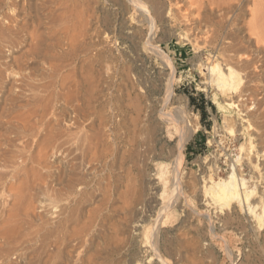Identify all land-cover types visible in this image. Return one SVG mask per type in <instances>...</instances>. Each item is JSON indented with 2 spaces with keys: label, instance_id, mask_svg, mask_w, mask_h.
Wrapping results in <instances>:
<instances>
[{
  "label": "bare ground",
  "instance_id": "obj_1",
  "mask_svg": "<svg viewBox=\"0 0 264 264\" xmlns=\"http://www.w3.org/2000/svg\"><path fill=\"white\" fill-rule=\"evenodd\" d=\"M3 1L0 0V5ZM19 2L5 0L6 11L0 7V41L14 49L23 43L20 36L28 27V21L23 23L24 26L17 24L18 13L15 12L21 8ZM98 2L97 10L92 5ZM66 3L72 8L81 7L77 14H86L88 21L94 19L95 31L100 29L106 41L120 40L122 45L129 42L135 46L139 43L138 57L147 50L160 58L167 70L166 82L162 83L163 104L112 106L106 114L107 106H81L77 97L72 100L68 95L71 81L66 83L67 73H62L71 64L66 63L71 59L68 58L71 52L68 54L67 51L70 49L64 48L67 45L58 40L61 32L55 39L50 35L53 30H40L45 26L43 18L49 19L47 7L42 18L39 3L24 0L21 10L34 6V27L25 33L28 38L26 48L21 51L20 47L21 53L15 57L6 54L4 63L8 71L5 73L16 77L15 86L9 83L15 90L11 89L10 93L9 88L6 89L9 91L4 101L7 105L0 107V129L3 130L0 131V264L15 249L14 244L23 243V237L34 239L36 264H69V253L91 238L102 240L104 250H101L106 256L93 258L90 263L88 258L89 264H120L124 256L134 255L132 250L142 232L145 239L152 237L147 242L151 243L157 264H169L160 254L164 245L161 246L154 237L160 233L162 218L168 216L167 210L174 204L164 203L167 194L170 200L179 196L185 203L183 206L190 203L187 202L188 193H184L182 178L184 146L190 125L183 110L181 114L179 109L170 106L177 78L176 66L154 44L153 33L159 24H169L180 17L186 22L181 38L191 43L197 54L208 52L205 59L195 63L196 70L204 77L203 84L214 89L226 112L241 114L239 118L224 113L225 130L236 140L240 135L244 139L238 146L237 165L233 164L224 177L210 176L209 184L206 182L200 188L206 199L220 211L246 208L251 219L263 229L264 0H67ZM59 4L62 6L63 3ZM176 12L180 14L179 18H176ZM143 21L150 29L149 34L142 30ZM50 24L57 26V23ZM74 44L71 41L72 47ZM113 72L119 73L116 68ZM2 75L0 72V79L5 76L1 78ZM75 88L78 87L75 85ZM53 101H62L68 106L60 113V109L52 106ZM47 115L53 119L48 121ZM241 154L247 157L253 170L263 175L260 188L242 174ZM187 185L190 186V182ZM47 202L52 204L50 211H46V205L50 204ZM177 202L181 203L180 200ZM227 217L233 219L230 213ZM150 218L155 222L153 227L147 226ZM30 234L34 238H30ZM180 242L181 238L172 242L174 250L177 251ZM22 250L20 253L24 254ZM136 257L134 264H139L141 259ZM8 263L9 259L4 262Z\"/></svg>",
  "mask_w": 264,
  "mask_h": 264
},
{
  "label": "rangeland",
  "instance_id": "obj_2",
  "mask_svg": "<svg viewBox=\"0 0 264 264\" xmlns=\"http://www.w3.org/2000/svg\"><path fill=\"white\" fill-rule=\"evenodd\" d=\"M18 1H20L19 4L22 8V5L24 4V0H18ZM32 1L33 4L34 2L35 3L37 2V4L39 3L38 5L41 6L39 8L42 11L40 10L39 14L41 13L40 16H42V18L45 16L46 13H47L46 17H48L49 15L48 20L47 18L46 19L43 18V22H45V26L44 28H40V30L41 31L43 30L44 32L46 30L49 32L53 30L54 34L53 31H51L50 35L51 34H52L51 36L54 35L55 37L54 36L53 37L55 39L59 37L58 40L61 39L60 41L62 42L61 44L64 43L63 44L64 46L67 45L64 48L67 49L68 47L70 49V50L67 49V51H69L68 54L71 52L70 54L72 56H70L69 54L70 57L68 56V58L71 59L70 61L68 60L66 63L69 64L71 63V64L68 65L69 69L68 67L63 69L62 73L63 74L67 73V77L65 78L66 83L68 81H71V83L70 82L68 83L70 84V86H68L69 87L68 95L71 97L72 100L73 98L77 97L79 100V104L81 103L80 104L81 106H107V108L105 109L106 112L104 111L106 114L110 113L111 111L110 109H112L111 108L112 106H114L115 108V106L118 105L119 106H157V104L159 103L163 104L165 91L162 83L166 82L167 70L165 66L162 64L159 57H157L155 54L153 55L152 52H149L147 50L142 52V55L138 57L137 50L140 48L139 43L138 45L135 46L129 42H124L122 45V42H120V40H118L117 42L106 41L105 38L103 37V33L99 31L100 29L98 30L99 32L95 31L97 26V24H95V20L93 19L88 21L87 20L88 17H85L86 14L84 13L83 14L79 13L78 15L77 13L81 10L80 9L81 7H77V8L73 7L74 8L73 9L71 5L69 6L67 5L66 3L67 0H60V2L63 3L62 6H60L59 0L58 1L56 0L55 3L54 0H52L53 3L51 0H50L51 3L48 2L49 0H42V1L32 0ZM46 1L47 4L49 3L48 5L46 4ZM4 2L5 0L2 2L3 5L1 4L0 7H2L3 11L4 10L6 11ZM43 3H45L47 6H45ZM42 4L44 5V7H42ZM97 5H100V2H98L97 4L95 3L92 6L94 7V9L98 10ZM33 7L34 6L32 5L31 8L28 7L29 8L28 9L26 6L25 10L24 9L21 10V8L19 7L20 9L17 8L15 12L18 13L17 20L19 23L17 22V24L19 26H24L23 23L28 21L26 22V25L28 27L25 28L24 30L25 32L22 33L23 35L21 34L23 37L20 36L21 39H23L22 40L23 43H21L18 46V49H14L13 46L11 47L10 45L0 41V48H1L0 55L2 56L0 57L1 58L0 65H3L4 67L3 68L2 66H0L2 68V69L0 68L1 69L0 72H2V74L5 75V76L2 75L1 77L3 78L4 76L3 79L5 81L3 79L0 80L1 83H3V85L6 84L3 86L0 83L1 84L0 107L7 105L5 104L7 102H4L5 98L9 95V91H11V89L12 91L15 90L12 86H15L14 78L16 76L11 75V73L9 74V76L6 74L8 71H6L5 69L6 66L4 65V63L6 61L7 55L11 54V56L14 57L18 56L21 53V51L24 50V47L26 48L28 43V38L27 36H25V33L27 31H31L32 29L31 26L34 27V25H32L34 24V14L32 12L34 11ZM45 7H47L46 11L49 10L50 12L49 11L46 12ZM26 11H28L29 13ZM52 11L55 13H53ZM51 13L53 15L55 14L54 15L55 17L52 15L50 16ZM176 13L178 14V15L176 14V18L177 17L179 18L180 14L178 12ZM74 16L75 17L79 16V17L77 19ZM81 16L84 17V19ZM50 17L53 20L56 19L55 22L52 19H50ZM80 17L81 20H79ZM245 17L247 19L248 16ZM59 18L61 19V21ZM179 21L181 22L179 23ZM49 22L50 23L52 22V25L57 23V26L55 24L53 27ZM58 23L59 25L61 23V25L58 26ZM185 26H186L185 19H183V17H180L178 21L176 19L175 22L173 21L169 24H159L157 26L158 30L155 29L153 33L154 44L156 43V45H158V47L161 48V50L164 51V53H166L171 58L174 65L176 66L177 78L173 85L174 96L172 99V105L170 106H173L174 109L176 108V110L179 109L177 111L178 112L180 111L181 114H183L184 111V116L186 117L187 121H189L188 123L190 125L189 138L184 146L185 162L182 170V178L185 184L184 191H186L184 193H186V195L188 193L187 202L190 203L188 204V206L187 205L183 206V204L185 203L184 202L182 203L183 200L179 196L174 200H170L169 199L170 197L167 194L164 203L169 204V206L171 205L170 202L171 203L174 202V204H172V206L170 207L168 206L169 207L167 210L168 216L162 218V222L160 223L161 225L159 227L160 233L154 238H157V240L160 242L159 243L160 245L161 244L164 245V246L161 245L162 247L160 248V254H162V257L163 256L165 257V258L163 257L165 260L167 258L166 261L169 264H264V228L263 229L259 228L256 225L255 221L251 219L252 217L250 216L246 208L241 209L239 207H236V209L232 210V212L229 211L228 209H224L220 211L218 207L216 208L215 205L211 204V202L208 199H206V197L202 193L203 188L202 190L200 188L202 187L201 185H203L206 182L207 184H209L208 182L210 180L209 179L210 176L215 179L224 177L229 173V171L231 170L230 168L233 164L237 165L236 159L239 155L238 146L239 143L242 142L244 139L240 135L239 138L236 140L232 138L225 130L224 125L222 124L223 115L224 113L231 114L232 112H228V111L226 112L222 106L221 99L215 94L214 89L212 87H208L203 84L204 77L196 70L195 63L198 59H205L206 54H208V52L202 51L199 54H197L193 49L192 44L184 41L181 38V35L184 34ZM141 27L144 33L149 34L150 29L144 21L141 22ZM27 28L28 29L31 28V29L28 30ZM58 34L62 36H59ZM75 37L76 39H74ZM71 41L73 44L75 42L74 47H72L73 45H70ZM78 41H80V43ZM67 42L68 44H66ZM1 43H4V45L2 44L1 46ZM20 47H21V51L19 50ZM75 47L77 51L75 50ZM12 49H14V51H12ZM96 51L97 52L99 51L102 54L96 53ZM93 53L95 56L93 55ZM91 54L94 57H92ZM3 56L5 57L3 58ZM91 63L92 65H90ZM114 67L118 69L119 72L118 74L113 72L115 70ZM70 68L73 70L71 71ZM69 70H70V74H68ZM126 73L128 77H126ZM74 81L76 82V84ZM10 82L14 85L9 84ZM75 85L76 87H78L77 90L75 88ZM7 88H9V91L6 90ZM73 88H75L74 90L76 91H74ZM70 89H71V93H70ZM12 91L10 93H12ZM72 91L74 92L73 94L74 96H72L73 93ZM77 91L78 94H76ZM80 94L82 96H80ZM21 102H23V100H21ZM52 106H56V108L60 109V113H61V109H63L64 106H68V105L62 101L57 103H54L53 101ZM232 115L235 117L238 116L239 118L241 117V114L239 115L236 112H233ZM45 119L49 121L50 119L52 120L53 117L51 115L50 116L47 115ZM195 127L197 128V130ZM0 131L3 130L0 129ZM60 156L62 157V155H59V157ZM240 156H241L240 162L242 165L240 169L242 171V174L246 178L250 179V181L254 182L257 185V188H260L263 185L262 182L263 175L260 176L255 170H253L250 167L251 164L245 155L241 154ZM49 161H51V159H49ZM185 181H187V183L190 182V186L187 185ZM177 200H180L181 203H178L179 201L177 202ZM47 204L49 206L46 205L45 207L46 211L47 210L50 211L51 209L50 207L52 206V204L51 202H47ZM179 204L181 206H179ZM229 213L233 215L232 220H229L227 217ZM49 216L48 218L51 221L52 216L50 217ZM167 218L169 219L167 220ZM165 221L167 223H165ZM154 225L155 222L153 221V218H150L148 220L147 226L153 227ZM161 227L163 230L161 229ZM143 233L144 232L138 235L137 243L131 253L134 255L124 256L123 259L125 261L123 262L122 259L120 264H134L135 261L134 259H138L136 256H138L142 261V262L140 261L139 264L140 263L157 264V261L153 256V251L151 250L150 247L151 243L147 242L149 240H152V237L150 235V238L147 240L145 239ZM163 235L165 238L162 237ZM188 235L190 238L188 237ZM31 237L34 238V236H31L30 234V238ZM179 237L181 238V242H180V246H177L180 248V249L177 248L178 251L177 254L176 249L174 250V245L172 246V242L175 241L176 239L180 240ZM168 238L169 239L173 238L174 240L173 239L169 240ZM165 240H169V241L165 242ZM185 240L188 241L190 240L189 244L188 241ZM87 241L82 245L83 247L82 246L81 248L78 247L76 248L77 250L74 249L73 250L74 252L72 251V253L71 252L69 253L70 256L68 257L69 258L68 260L69 261L71 260L69 264L70 263L89 264L90 260H92L93 258L97 259L106 256V254L104 253L105 251H103L104 249L102 246L103 245L102 240L96 239L95 241V239L91 238L90 240ZM22 242L23 243H19L21 244V246L19 244L18 245L14 244L16 246L14 247L15 249H12L13 251L12 250L10 251L11 254L5 257V259L3 258L2 264H4V262L7 259H9L8 264H36L37 258L34 256L36 254L34 239L31 240L29 239V237H23ZM100 242L101 244H99ZM24 244H26L27 247ZM12 245H8V246L11 247ZM144 245L146 246L143 247ZM147 245H149L150 248ZM24 248L27 249L24 250ZM101 248L103 250H101ZM21 250L24 251L23 252L24 254L20 253ZM144 250L146 251L143 252ZM161 250L164 254L161 252ZM172 251L173 253L171 255ZM16 252H18V254ZM126 257H128L127 260ZM86 259H88L89 263ZM79 260H81V262ZM131 261H133V263Z\"/></svg>",
  "mask_w": 264,
  "mask_h": 264
}]
</instances>
